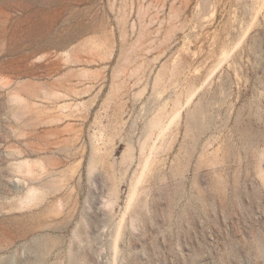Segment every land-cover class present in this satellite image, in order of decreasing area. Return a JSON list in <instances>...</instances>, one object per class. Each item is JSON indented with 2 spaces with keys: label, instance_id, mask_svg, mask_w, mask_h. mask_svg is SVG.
<instances>
[{
  "label": "rangeland",
  "instance_id": "rangeland-1",
  "mask_svg": "<svg viewBox=\"0 0 264 264\" xmlns=\"http://www.w3.org/2000/svg\"><path fill=\"white\" fill-rule=\"evenodd\" d=\"M0 264H264V0H0Z\"/></svg>",
  "mask_w": 264,
  "mask_h": 264
}]
</instances>
